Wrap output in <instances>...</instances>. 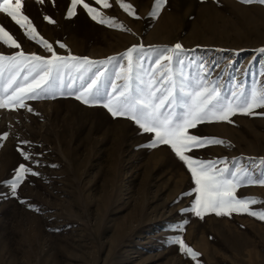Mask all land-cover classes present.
<instances>
[{
    "label": "rangeland",
    "instance_id": "rangeland-1",
    "mask_svg": "<svg viewBox=\"0 0 264 264\" xmlns=\"http://www.w3.org/2000/svg\"><path fill=\"white\" fill-rule=\"evenodd\" d=\"M86 2L131 31L92 20L82 5L67 17L70 0H24L23 11L60 55L93 60L116 56V61L97 66L107 68L103 91H111L116 72L126 63L120 54L132 45L177 42L195 49L185 54L184 65L174 66L178 76L183 72L195 79L198 65L205 63L208 78L225 96L237 84L246 92L264 87V52L259 51L264 47V5L167 0L158 18H152L153 0H125L135 7L136 19L117 0H110V8ZM0 24L26 54L51 55L6 14H0ZM21 49L0 43V53L6 55ZM150 63L138 60L134 74L141 75ZM70 75L76 79L74 91L91 73L83 79ZM64 91L55 98L26 101L32 112L0 109V134L8 133L0 139V181L11 179L21 163L41 173L28 176L16 195L0 183V264H197L171 243L176 235L201 254L199 264H264V221L248 214L207 212L201 218L181 211L192 207L196 185L170 147H147L152 134L143 133L133 121L113 117L102 105H85L67 95L66 87ZM232 120L190 129L192 134L222 138L225 144L189 154L204 160L226 157L229 164L233 157H264V116L238 114ZM25 140L31 142L25 150L39 166L18 151ZM236 195L264 201V186H242ZM252 207L259 210L264 204ZM177 225H183L182 232Z\"/></svg>",
    "mask_w": 264,
    "mask_h": 264
},
{
    "label": "snow or ice",
    "instance_id": "snow-or-ice-1",
    "mask_svg": "<svg viewBox=\"0 0 264 264\" xmlns=\"http://www.w3.org/2000/svg\"><path fill=\"white\" fill-rule=\"evenodd\" d=\"M43 3V0H38ZM120 7L130 16L140 19L135 7L125 0H117ZM242 4L258 3L264 5V0H240ZM54 3V0H53ZM96 5L104 8L112 7L110 0H94ZM167 0H153L149 12L152 18H158ZM82 5L92 20L108 27L127 29L115 17L105 16L97 7L91 6L86 0H70L67 17L76 15L77 6ZM24 0H0V14H6L24 35L43 45L50 56L36 53L26 54L17 39L4 25L0 24V43L14 49H21L11 55L0 53V109L19 110L33 109L26 101L55 98V95H65V87L69 89L67 95H74L75 99L85 105H102L113 117H123L133 121L146 134H152L147 145L149 148L168 146L175 156L183 162L195 181L193 192L196 194L190 209L197 217L203 218L207 212L217 216H231L232 214H248L264 221V208L255 210L252 206L264 204L256 197H238L237 190L242 186H264V157H233L204 160L190 155L199 150L214 145H224L225 141L219 137L192 134L189 130L197 128L203 123L227 122L234 123L235 115L264 116V87H253L246 92L243 85L237 84L229 96L222 94L221 87L214 80L208 78V66L198 65L200 74L192 79L181 72L179 76L175 65L185 64V54L195 49H185L179 42L174 45H132L120 57L126 61L116 72V79L110 84L111 91H103L102 83L106 77L107 68L101 70L99 66L116 61V56L105 60H93L89 57L75 55H60L53 45L39 35L35 25L24 11ZM45 20L56 23L51 17ZM60 48L66 45L57 41ZM200 47L199 45L196 46ZM264 52V47L259 49ZM150 59L149 68L141 75H135L138 60ZM196 64L195 59L191 60ZM95 69V71H93ZM91 73L87 82L74 88L76 79ZM7 74V79H5ZM65 76L69 82H65ZM134 81H138L135 83ZM8 133L0 134V139L7 138ZM30 141H20L18 151L26 160L40 165L34 159V154L25 150ZM223 163V167H218ZM28 176H41L29 164L21 163L14 169L11 179L0 181L8 185L10 192L16 195L18 188ZM184 193L183 195H191ZM24 203L25 201H21ZM34 207V206H32ZM186 223V221H185ZM183 231V225L176 226ZM172 244L177 245L184 255L197 261L200 253L193 250L181 235L173 237Z\"/></svg>",
    "mask_w": 264,
    "mask_h": 264
}]
</instances>
